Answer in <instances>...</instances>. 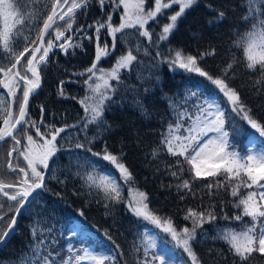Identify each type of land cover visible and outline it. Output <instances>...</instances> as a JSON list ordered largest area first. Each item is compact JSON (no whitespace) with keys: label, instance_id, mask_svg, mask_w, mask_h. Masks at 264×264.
Wrapping results in <instances>:
<instances>
[{"label":"trees","instance_id":"1","mask_svg":"<svg viewBox=\"0 0 264 264\" xmlns=\"http://www.w3.org/2000/svg\"><path fill=\"white\" fill-rule=\"evenodd\" d=\"M54 2L55 0L1 1L0 10H3L2 4H4L7 12L12 11L11 8H8V5L11 4L16 9V13L13 15L15 16L13 28L10 29L14 36L13 47L11 51L5 52L0 44V66H10V62H14L15 54L23 51L25 47L30 50L35 48L40 29L43 28V21L47 14L51 13V6ZM79 2L82 3L83 0H79ZM71 3L69 0L68 6H65L63 10H67ZM61 4H64V0H61ZM150 6H154V0H146L145 7ZM174 9L172 7L169 13H172L171 11ZM212 9H223L226 14L225 18L216 22V12ZM104 11L112 12L113 25L120 23L121 11H113L111 6H106ZM262 12H264V5H250L248 0H198L180 18L181 20L169 41L160 45L161 51L164 56L171 59H174L177 50L182 51L185 55L196 57L202 70L207 71L213 78L223 79L230 88L237 92L240 101L254 113V117L264 120V69H261L259 64L254 69L248 68L247 65L250 61L247 59V52L241 43L248 31L259 27L260 20L264 19V16L261 15ZM101 15L98 0H89L86 12L83 8H79L77 14L73 16L72 30L69 31V35L79 25L92 23ZM245 16H248L249 19H244ZM66 17V21H68L69 17ZM3 20L5 17L0 16V32L4 30ZM17 20L19 23L16 22ZM158 20L159 24L149 22V27L154 29L153 39H155V34L162 32L164 23L168 22L167 15L158 16ZM66 21L60 22V24H66ZM116 36L115 50L111 51L112 54L110 53L111 56L108 59V55L102 54L98 65L111 67L117 55L127 52H131L136 59L122 72L120 82L114 80L111 85L116 89L112 96L115 103L105 102L110 104V107L105 108L101 118L107 122L103 129L93 123L88 124L84 131H80L76 126L79 124L80 128L83 127L80 122L85 118V109L77 99L70 98L100 95L97 92L93 93L87 88V85L84 86L81 83L86 79L85 76L72 75L84 72L93 63L96 54L95 39L91 43L87 40L83 41L85 51L75 49L74 56L71 54L65 56L60 50L55 49L52 54L50 53L51 56L49 54L46 63L42 65L45 69L43 86L33 98L34 102L30 106L32 113L29 117L40 118V108L43 105L45 106L44 122L57 128L65 126V132L60 133L57 138L58 151L51 157L50 169L47 170L59 180H64L65 183H58L57 179L46 175L45 179L51 191L43 192L30 206H27V211L21 215L11 240L0 249V264H21L22 260L24 264H40V261L29 250V245L33 243L32 230L29 226L36 221L40 222L37 231L38 238L40 237V225L44 226L43 234L45 236L55 237V247L50 248L51 251L64 249L68 246L66 236L68 232L72 231L75 220H78L80 232H86L82 239L93 241L96 247L104 244V247L111 248V250L115 249V244L120 246V251L124 253L121 264H137L138 259L142 257L147 240L141 231L143 218L136 217L128 211L126 197L120 195L118 203L112 202L105 197L103 189L97 188L87 180L89 175L93 178L98 175L95 173V167H90L85 163L83 154L87 153L72 147L77 140L86 143V137L88 139L97 137L91 140L90 146L93 151L103 153L105 145H107L111 154L117 155L119 158L122 154V162L125 163L133 176L130 183L133 186H138L147 194L152 210L160 216L171 218L178 226H181V222L184 221L185 211L189 206H193L188 202L189 196L198 195L202 200L211 193V190L204 186L201 189H195L193 182L190 185L191 191L188 189L178 190L177 186L172 185L171 172L177 173L175 161L177 162L178 159L177 156L167 152L166 144L162 143V134L167 132L169 122L173 126L175 125V117L170 113L163 93L169 95L180 93L186 87L199 88L204 95L217 93V99L228 112H231L232 106L227 100V96L220 92L219 87L213 85L207 77H201L195 71L186 73L175 71V69L170 70L167 63H160L156 56V49L149 44L146 37L139 34L138 27L125 28ZM105 40L111 48L112 39L107 36L106 29H102L101 43ZM166 45H171V47ZM213 49L214 54H212ZM69 52L71 53L72 50ZM252 54L256 55L255 50ZM2 76L3 73L0 72V80ZM156 76L160 78L159 85L156 84ZM69 78L75 82H67ZM61 80L66 81L64 85L65 97L59 95ZM145 87H152L153 91L146 94ZM3 90L0 84V99H3L8 107V95ZM137 97L142 99L147 109L146 114H142L134 105L133 101ZM88 103H92V100H89ZM7 107L0 110V129L3 127L1 122ZM232 115L240 130L239 134L235 136L230 133V141L240 145L244 141H248L252 128L246 121L236 117L235 114ZM228 124L229 121L226 120L225 126L227 127ZM11 142L10 139L2 141L3 145L0 143L2 145L0 146V179L17 185L23 178V173L18 175L17 165L26 168V162L21 155L24 146L13 153L12 160H10L9 143ZM70 152L73 153L72 156L69 155ZM53 161H57L54 167ZM181 170H183L181 175L183 178L180 173L177 174L179 179H177L178 182H175L176 185L182 184L184 180H187L189 172H193L190 164L182 166ZM28 173L31 172L28 171ZM223 179L224 183L227 182L226 178ZM228 187L231 188V186ZM52 192H61L62 197L54 196ZM74 192L78 194H74ZM181 194L183 199H181ZM220 199L221 197L215 196L212 207L217 206L220 214L227 215L228 219L225 221L232 222L234 214L237 211L241 212L239 209L242 208L236 206L238 205L236 199L226 206L220 205ZM7 202L11 201L0 194V204L5 205ZM105 202L109 204L108 208L104 206ZM186 202L189 204L188 207ZM232 207L234 211L230 210ZM236 208L239 209L236 210ZM13 210L15 212L14 208ZM13 210H9L8 207L1 209L8 216ZM238 215L242 216V219L237 221L238 223L251 218L244 216L243 213ZM5 218L7 219V216ZM48 228L52 229L50 233ZM105 232L111 235L115 244L106 237ZM202 242L204 244H201L200 248L195 247L200 253H204L206 248L209 249V244H205L204 240ZM45 254L46 252L43 250L40 253L41 256ZM239 261L240 258L237 257L235 263L238 264ZM222 263L226 264L225 261ZM244 263L264 264V255L253 252L248 261ZM105 264H113V262L106 260Z\"/></svg>","mask_w":264,"mask_h":264},{"label":"snow or ice","instance_id":"2","mask_svg":"<svg viewBox=\"0 0 264 264\" xmlns=\"http://www.w3.org/2000/svg\"><path fill=\"white\" fill-rule=\"evenodd\" d=\"M145 2L146 0H136L134 9L130 13L128 0H98V5L102 14L101 17L96 18L92 23L79 25L72 35L65 38L63 43L56 45L63 55H69L70 48L72 49L71 54L74 55L75 49L85 51L83 41L87 40L91 43L93 39H95L96 54L93 63L90 67L86 68L84 72L73 73L72 75H87V79H85L83 83L88 85L93 93H96L101 88V85L97 83L93 86L90 81L94 76H97V73H100L97 78L103 79L106 91L100 93V95L96 97H70L72 99H77L84 107L86 113L84 120L80 122L83 124V127L80 128L79 124L76 127H78L80 131H84L88 124L96 123L101 129L104 128L107 122L101 118L105 108L110 107V104H106L105 102L111 101L112 103H115V101L112 100V96L115 94L116 89L110 86L108 81L111 79L120 82L119 70L121 68H128L131 62L136 59V57L129 52L126 56L118 58L117 63L109 73L105 74V70L102 67L98 68V63L102 58V54L104 56L110 54L107 40L101 43L102 29H106L107 36L111 37V50L114 51L117 41L116 34L122 32L125 28L138 26L139 34L146 37L149 44L156 49V56L159 58L160 63H167L170 70L178 66L189 72L195 71L201 77H207L213 85L219 87L220 92H223L227 96V100L232 106L231 112H228L221 103L217 102L216 98L204 95L199 88L192 89L186 87L182 92L172 95L163 93L167 100L169 111L175 117V125L173 126V124L169 122L167 132L162 134V143L166 144L167 152L173 156H185V154L189 152V149H191L190 154L185 156V158L192 164V168L195 171L194 178L216 177L221 174V170L223 173L228 174L229 178L233 175L238 177L240 176V173L243 172L247 177V180L250 181V183L243 182L244 186L249 189L255 186L258 191L249 192L245 198L240 199L239 204L236 206L239 207L240 205H243V215L251 217L253 221H257L259 218L264 217V191H259L260 189H264V183H261L264 181V150L254 153L250 148L248 154L243 156L235 150V146L230 142V133L235 136L239 134L240 130L238 123L232 114H235L236 117L246 121L252 129L259 133V137H264V120L255 118L254 113L247 109L240 101L237 92L230 88L223 79L213 78L207 71L196 66V57L188 55L182 58L180 51L176 52L174 59L163 55L160 45L169 41L171 34L177 27L178 19L183 16L186 9H191L198 0H154V6L148 8L145 7ZM67 3L68 0H64V4ZM248 3L250 5H264V0H248ZM174 5H179L178 11L174 14L164 13L163 10L171 9ZM88 6L89 0H83L80 4L73 0L71 6L64 11L61 0H55L51 6V13L47 14L46 19L43 21V28L40 29L39 32L41 47H43L44 35L47 33L48 29L52 27L53 23L56 22L57 18L60 21H64L65 17L68 16L69 20L66 21L67 27L65 30L71 31V21L75 15L74 10L83 8L86 12ZM106 6H111L113 10L119 9L123 6L124 12L121 15L122 22L119 26L113 25L112 12L104 11ZM8 8H11L12 11L2 13L5 16V25L4 30L0 32V44H2L5 52L11 51L13 47L12 42L14 40V36L7 23V18L16 13V9L13 8L11 4L8 5ZM58 8L60 9L59 11ZM212 10L216 12V22L225 18L226 14L223 9ZM160 15H167L170 22L164 23L162 32L155 34V39H153L154 29L149 27V22L152 21L155 24H159L158 16ZM261 15L264 16V12H262ZM244 19H249V17L245 16ZM16 22L19 23V20ZM65 30H61L59 27L56 29L57 40L65 37ZM241 43L245 47L247 59L250 61L247 65L248 68L254 69L255 66L259 64L261 69H264V19L260 20V25L257 29L246 33L245 37L242 38ZM166 46L171 47V45ZM53 47L54 44L52 40H49L47 42V47H44L43 53L39 57V61H46V58L49 56V52ZM253 50H255L256 55L252 54ZM28 51L29 48L25 47L23 51L15 54L14 62H10V66H0V72H2L6 78L5 80H0V84H3V86L8 89L11 96L15 97L16 92L14 89L20 87L18 82L13 83L14 77H18L19 80H22L24 86L22 98L16 100L18 116L15 119H12L11 112H8V117L4 119V124L9 127L7 129H0V140H3L4 135L6 134L15 140L17 145H20V136L23 134L26 136L29 145H32L35 143L33 135L28 134V126L31 125L35 128L34 135L40 137V139L43 140V144L39 146L38 154L28 155L21 153V155L24 156V160L27 161V168L31 170V175L29 176L25 167L17 165V168L19 169L18 175L19 173H23V178L20 180L22 189L15 192L3 191L0 193L4 197H7L8 201L14 202L13 204L7 205V207L15 209L14 214L10 216L5 212L0 211V221L5 225L4 227H0V247L6 245L11 240L14 226L17 224V216L22 215L21 210L23 209L27 211L26 205L30 206L31 203L34 202L38 196L42 195L43 192L51 191L45 179L46 175L50 178L57 179L58 183H65L64 180H59L57 177L53 176L51 172L47 171L50 169V158L57 152V136H59L60 133L65 132V128H56L51 133V138L45 139V137L49 135V133L41 131V127L44 126L43 116L45 106L41 105L40 108V124H37L36 121L32 120L27 111L30 94H33L34 90L40 87L41 76L37 68L33 65V61L36 60V53L40 51V48L38 47L32 50V58L27 59L26 61L27 71L31 72L34 79H30L25 73L19 71L13 72V69L20 64L21 59L24 58L25 53ZM212 54H214V49L212 50ZM67 82L75 81H72L71 78H69ZM65 83V80L59 82V95L62 97L66 96L64 91ZM159 83L160 78L159 76H156V84L159 85ZM151 91H153L152 87L144 88L146 94ZM89 100H92V103H88ZM133 103L142 114L147 113V109L141 98L137 97L134 99ZM6 107V102L3 99H0V110L5 109ZM226 120L229 121L227 127L225 126ZM17 125H21L18 130ZM181 129H183V133H185L184 135L179 134ZM14 131L16 133L15 135ZM96 138L97 137H92L91 139H88L86 137V143L77 140L72 147H74V149L82 150L85 153H91V157H101L104 161H110L120 171V179H123L125 183L133 180L132 173L129 171L128 167H126L125 163L122 162V154L120 158H118L117 155L111 154L107 149V145H105L103 153L93 151L90 144L91 140ZM61 139H63V137H61ZM69 155L72 156L73 153L70 152ZM197 160H199L200 163H197ZM56 163L57 161L52 162L53 167ZM85 163L90 167L102 169V166L96 161L91 160L90 157H85ZM177 163H179V161H177ZM41 168L43 170H41ZM77 175H79V173H77ZM171 175L177 177L176 172H172ZM87 180L91 181L97 188L103 189L104 195L108 200L116 203L119 202L120 186L117 183V178H115L114 174L111 178L104 174H100L96 178L89 175ZM216 183L220 184L221 182L217 181ZM213 186V183L206 185L209 189ZM3 187H11V185H0V188ZM238 187L239 185L236 186V188ZM177 188L178 190H192L190 188V181L188 180H184L182 184H178ZM236 188L233 189V196L237 195ZM74 194L78 193L74 192ZM52 195L62 197L61 192H52ZM140 195L142 200L135 206L129 205L128 211L134 216L142 217L145 221H148L149 223L156 225V227L161 228L164 232L169 233L172 240L176 241V245L182 248L183 252L190 258L192 264H199L198 257L190 242L196 239L197 229L202 228L203 224L206 222L214 221L216 215L212 212L201 211L198 213L189 209L187 215L184 216V219L191 220L192 227H184L182 234H178L173 227L171 218H165L162 220L152 211H149V205L146 202L148 201L147 195L143 192H141ZM29 197H31V200ZM183 198L184 197L182 196L181 199ZM104 206L108 208L109 204L105 202ZM4 207V204H0V209H3ZM81 215H83L82 212ZM6 216L7 219L5 218ZM224 219H228L227 215H225ZM234 219L240 221L242 216L236 215ZM39 224L40 222L36 221L29 226L33 235V243L29 245V250L35 255L36 259L40 261V264H81V262L86 260L90 261L91 264H105L106 260L112 261L113 264H121V261L124 259V253L120 251V246L115 244V241L112 240V237L108 232H105L106 237L109 240H112V243L115 244V249H113L108 255L101 256L93 253L88 248L80 249L73 245H68L64 249L51 251L49 249L55 247V237L45 236L43 234L44 226L40 225V237L38 238L37 231ZM47 230L49 233L52 231L51 228H48ZM77 231V228L73 227L72 237L77 234ZM222 238L230 242L231 247L234 250V255L240 258L241 264L247 262L253 252H259L261 255H264V224L260 226L258 235L256 234L255 226H253L246 228V230L242 231L240 234L225 231ZM69 239H71V237H69ZM156 249L157 244L155 236L148 235L144 245L143 255L138 259L137 264H157V262H159V264H185V261L182 258L174 261L167 260L166 256L156 251ZM42 250L46 252L43 256L40 255ZM21 264H24L23 260L21 261Z\"/></svg>","mask_w":264,"mask_h":264},{"label":"rangeland","instance_id":"3","mask_svg":"<svg viewBox=\"0 0 264 264\" xmlns=\"http://www.w3.org/2000/svg\"><path fill=\"white\" fill-rule=\"evenodd\" d=\"M1 1L2 0H0V3H1ZM68 2H69V0H68ZM71 2L73 3V0H71ZM75 2L80 4L79 0H75ZM128 3H129V12L131 13L133 11V9H134L136 0H128ZM2 5H3V10L2 9L0 10V16H4L2 13L6 12V10H5L6 8H4V4H2ZM63 5H64L63 6V8H64L65 6H68V3L67 4H63ZM173 8H175V9L171 11L172 12L171 14H174L176 11L179 10V5H174ZM64 11H66V10H64ZM113 11H116V12L117 11H121L123 13L124 12V8H123V6H121L119 9H116V10H113ZM163 11L166 14V13L170 12V9H166V10H163ZM74 12H75V14H77V9H75ZM14 18H15V16H10L9 18H7V23L9 25L10 29H11L12 25L15 22V21H13ZM66 20H67V17H66V19L64 21H60L57 18L56 22L53 23L52 27L50 29H48V31H47V33L45 35L46 38H45L43 47H41V51L39 52L38 56L36 57L35 62L33 63V65L39 71L41 79H42V85L39 88L38 92H40V89L43 86V80H44L43 79V75H44L45 69L43 68L42 65L46 63L47 58H48V57L46 58V61H39V57L42 55L44 47H47V42L49 40H52V42L54 44V47H55L56 44H60L61 42L63 43L65 38L67 36H69V31L65 30L67 25L66 24H60V22L63 23ZM180 20L181 19L179 18L177 24L179 23ZM167 21L170 22L169 19ZM121 22L122 21L120 20V23ZM168 22H166V23H168ZM119 24H116V25L114 24V26H119ZM4 25H5V20H3V24H2L3 29H4ZM58 27L61 30H65V37H62L60 40L56 39V29ZM136 27H138V26H136ZM132 28H135V27H132ZM129 29H131V28H129ZM74 32H75V30H74ZM72 33L73 32H70V35H72ZM39 41H40V39H38L37 44L35 45L34 49H36L37 45H39ZM69 50H72V49L70 48ZM177 51H179V50H177ZM28 52H29V54H28ZM28 52L25 53V56L23 58L24 60L21 59L22 61H20V64H18L16 66V68L13 69V72L19 71L21 73H25L30 79H34L32 77L31 72L27 71L26 61H27V59H31L32 50L29 49ZM176 52H175V54H176ZM180 52H181L182 58L188 56V54L185 55V53H183L182 51H180ZM49 54H50V52H49ZM111 54L108 55L107 59L111 56ZM127 54H128V52L127 53H122L120 55H117L115 57L114 63L111 65V67H104L102 65L101 66L98 65V68L102 67L105 70V74H107V73H109L112 70L114 65L117 63L118 58L121 57V56H126ZM175 54H174V58H175ZM71 55L74 56L73 54H71ZM94 59H95V57H94ZM94 59H93V61H94ZM90 66H91V64H90ZM196 66L199 67L198 61H197V65ZM174 69H175V71L178 70V71H181V72L183 71V72H186V73L189 72L186 69L179 68L178 66H176ZM125 70H126V68H121L119 70V77L121 76L122 72L125 71ZM99 75H100V73H97V76H94L92 78V80L90 81V83L93 82V83H91L93 86H95V83L96 84L99 83L101 85V88L99 89L97 94H100V93L106 91V89L104 87L103 79H98L97 78ZM85 77L87 79V75H85ZM5 79L6 78H5L4 74H3L1 80H5ZM16 82L19 83L20 87L14 89V91L16 92V96L15 97L11 96L9 94V92H8V89L5 88L3 86V84H1L2 85V89H4L3 91L6 92L7 95H8V98H7L8 99L7 100L8 107H7V110H6V114H4V116H3L4 119L7 117L8 112H12L11 113L12 114V119H15L18 116V108H17V105H16V100L22 98V91H23V87L24 86H23V81L19 80L18 77H14L13 78V83H16ZM108 82H109V85L111 86L112 83L114 82V80L109 79ZM81 83H83V82L81 81ZM83 85L85 86L84 83H83ZM87 88L90 89L88 87V85H87ZM206 96H209V97L217 99L218 94L217 93H209V94H206ZM32 102H34V101H33V98L31 97L29 105H28V109H27L28 115H30V113H32V112H30V106H31ZM217 102L220 103L219 99H217ZM4 119L1 122V124H3ZM31 119L36 121L37 124H40V122H41V117L40 118L39 117L38 118L31 117ZM8 127H9L8 125H5L4 128L7 129ZM18 127L20 128L21 125H19ZM28 128H29L28 134H32L33 135V140H34L35 143L32 144V145H29L26 136L21 134V136H20L21 144L20 145L24 146V150L22 152L24 154H28V152L30 150H33L34 153L36 154L37 153L36 149H38L39 146L43 144V140H41L40 137L34 135V133H35V128L34 127L29 125ZM56 128L57 127L52 126L50 123L44 122V126L41 127V131L49 133V135H47L46 137H47V139H50L51 138V133ZM60 128H61V126H60ZM63 128H65V126H63ZM251 130H252V132H251V135H250L248 141H244L243 144L242 143L240 145L239 144H233L230 141L235 146V150H237L243 156H246L248 154V150L250 148L252 149V151L254 153H258L261 150H264V137H259V133H257L254 129H251ZM179 134H181V135L185 134V133H183V129H181ZM10 139L12 140V142L9 143V145H10L9 152H10V150H13V149L16 150V149H18V147H20V145H17L15 143V140H13L12 138H7L4 141L10 140ZM0 143L3 145L2 142H0ZM2 145H0V146H2ZM56 147H57V151H58L57 143H56ZM190 152H191V149H189V152L186 153L185 156L189 155ZM89 154L90 153H87L86 155L83 154V158L85 159V157H90L91 160L96 161L99 165L102 166V169L95 167V169H96L95 173L98 176L100 174H104V175H108L111 178L113 176V174H114L115 178H117V183L120 186V195H123L124 197L127 198L128 206L129 205L135 206L138 202H140L142 200V197H141L140 193L141 192L145 193V192L142 189L138 188V186H133L130 183V181L125 183L123 179H120V171L116 168V166L114 164H112L110 161H104L101 157H91V155H89ZM185 156H177V159H178L177 161H179V163H177L175 161V163L177 164L175 166V167H177V174L180 173V176L183 174V170H181L182 166H184V165L186 166V164H190L191 169H193L192 168V164L188 162V160L185 158ZM76 159L77 158H75V160ZM50 160H51V158H50ZM197 163H200V161L197 160ZM38 167H40V166H38ZM26 170L28 171L27 165H26ZM41 170H43V169L41 168ZM178 170H180V171H178ZM29 171L31 172V170H29ZM30 175H31V173H30ZM181 177L183 178V176H181ZM194 177H195V171L193 169L192 173L189 172L187 180L190 181V185H192V182L194 183L193 187L195 189H201V187H203V186L206 187V185H208L209 183H213L214 186L211 189L206 187V189L211 190V193L206 195L204 197V199H202V200L199 199L198 195H195V196L194 195L193 196L190 195L188 202L192 203L193 206H189V204L186 202L187 207L188 206L189 207L185 211L186 213L184 214V216L187 215L189 209H192L193 211H196L198 213L201 212V211L212 212V213H214L216 215V219L214 221L206 222V223L203 224L202 228L197 229L196 239L194 241L190 242L192 247H193L194 252L196 253V255L198 257L199 264H223L222 263L223 261H225L226 264H234V262H236V260H237V257L234 255V250L232 249L230 242L228 240H225V239L222 238L223 233L225 231H227L229 233L240 234L242 231L246 230V228L255 226L256 234L258 235L260 226L262 224H264V217L259 218L257 221H253L252 218H249L248 220L247 219L242 220L240 223H238L234 218L231 219L232 222L225 221V219H224L225 214H220L219 211H218V207L217 206L212 207V204L215 201V196L221 197L220 205H225L226 206V204H228L229 202H231L234 199H236L237 203L239 204L240 199L245 198L249 192L258 191V190L256 189L255 186L253 188H251V189H249V188L244 186L243 182L250 183V181L247 180V177L243 174V172L240 173V176L237 177V176L233 175V176H231V178H229L228 174L223 173L222 170H221V174L217 175L216 177H207V178H194ZM223 178H226L227 182L229 181L228 185H227V182L224 183V179ZM177 179H179L178 176L177 177L172 176V181H173L172 185L173 186L175 185V187L178 185V184L177 185L175 184V182H178ZM217 181H219L221 183L217 184L216 183ZM0 182L3 185H5V186H7V185H11L12 187L14 186L13 188L3 187L4 191L15 192V191L21 190L19 188V186L21 184H19L17 182H14V183H17V185H13L9 181H8L9 183L8 182H4L1 179H0ZM261 183H264V181H262ZM237 185H239L238 188H236ZM228 186H231V188H229ZM234 188H236V190H237V195L236 196L232 195V192H233ZM243 189H245V190H243ZM259 191H264V189H260ZM221 192L223 194V198H222ZM0 193H1V191H0ZM182 193H183V191H182ZM181 196H183V195L181 194ZM146 202L148 203V201H146ZM13 203L14 202H12V201L10 203L7 202V203H5V207H7V205H10V204H13ZM148 205H149V203H148ZM27 206L28 205H26V208H27ZM239 208H242V209H239ZM239 208H236V210L239 209V210H241V212L237 211L236 214H234V217L236 215H238V214L243 213V205H240ZM152 209L153 208H151L149 206L148 210L153 212L154 210H152ZM9 210H10V208H9ZM12 210H13V208H12ZM230 210L234 211L233 207ZM0 211H1V209H0ZM24 212H25V210L23 211V213ZM23 213H22V215H23ZM153 213L155 215H157L159 218H161L162 220L167 218V217H163L162 215L160 216V214L156 213L155 211ZM12 214H14V210L12 211L11 215ZM181 223H182V225L178 226L176 223H174L172 221L173 227L176 229L178 234H182V230H183L184 227H189V228L192 227L191 220H185L184 219V221L181 222ZM78 224H80V222L78 220H75V223L73 224V227L77 228V230H78L77 234L74 237H72V231H70V232H68V234L66 236L67 240H68V245H73L76 248H80V249L88 248L93 253H96V254L101 255V256L108 255L112 251L111 248L104 247V244L100 245V247H96L95 243H93V241H89V240L86 241V240L82 239L83 236L86 234V232L85 231H81L80 232V228H79ZM141 225H142V232L146 236V239H147L148 235L155 236V240H156V244H157L156 251H158L159 253L164 254L166 256L167 260L174 261L176 259L182 258L185 261V264H192L190 258L187 256L186 253L183 252L182 248H180V247H178L176 245V241L172 240V237H171V235L169 233L164 232L161 228L156 227V225L151 224L148 221H145L144 219H143V222H142ZM4 226L5 225L3 224V222L0 221V227H4ZM69 237H71V239H69ZM202 240H204L205 244H209V249L206 248L204 253L203 252H201V253L198 252V250H196V248H195V247L200 248L201 244H204L202 242ZM224 247H226V248H224ZM81 264H91V262L86 260V261L81 262ZM157 264H159V262H157ZM238 264H241V261H239ZM244 264H246V263H244Z\"/></svg>","mask_w":264,"mask_h":264},{"label":"water","instance_id":"4","mask_svg":"<svg viewBox=\"0 0 264 264\" xmlns=\"http://www.w3.org/2000/svg\"><path fill=\"white\" fill-rule=\"evenodd\" d=\"M45 35H46V34H45ZM45 35H44V38H43V44H44V41H45V38H46ZM38 47L40 48V51H41V40L39 41V45H37V48H38ZM40 51H39V52H40ZM39 52L36 53V57L38 56ZM31 58H32V56H31ZM34 62H35V60L33 61V63H34ZM41 85H42V79L40 80V87H41ZM40 87H39V88H40ZM39 88L35 89L33 94H30L29 102H30L31 97H32L33 95H35V94L39 91ZM7 117H8V115H7ZM7 117H6V118H7ZM3 124H4V123H3ZM18 126H19V125H17V129L19 128ZM14 133H15V131H14ZM14 135H15V134H14ZM7 138H11V137H9V136H7V135L5 134L3 140H0V142L6 140ZM45 178H46V176H45ZM0 185H3V184L0 182ZM19 188H22V186L20 185ZM0 191L3 192L4 189H3V188H0ZM29 199H31V197H29ZM23 211H24V210L22 209L21 212L23 213ZM20 217H21V215H18V216H17V224L14 226V230L17 228V225H18V223H19V221H20V220H19ZM14 232H15V231H14ZM2 247H3V246H2ZM0 249H1V247H0Z\"/></svg>","mask_w":264,"mask_h":264},{"label":"bare ground","instance_id":"5","mask_svg":"<svg viewBox=\"0 0 264 264\" xmlns=\"http://www.w3.org/2000/svg\"><path fill=\"white\" fill-rule=\"evenodd\" d=\"M59 10H60V9L58 8V11H59ZM55 49L60 50L58 47H53V49L50 50V53L52 54V53L54 52ZM51 54H50V56H51ZM47 59H48V58H47ZM34 96H36V94L33 95L32 98H34ZM11 113H12V112H11ZM4 127H5V124H3V127H2L1 129H5ZM20 146H21V145H20ZM20 149H21V148H20ZM13 187H14V186H13ZM20 189H21V188H20ZM13 233H14V232H13ZM13 233H12V234H13ZM4 246H5V245H4Z\"/></svg>","mask_w":264,"mask_h":264},{"label":"flooded vegetation","instance_id":"6","mask_svg":"<svg viewBox=\"0 0 264 264\" xmlns=\"http://www.w3.org/2000/svg\"><path fill=\"white\" fill-rule=\"evenodd\" d=\"M56 45H58V44H56ZM55 47H56V46H55ZM54 51H55V50H54ZM48 58H49V57H48ZM45 139H47V137H45ZM36 151H37V154H38L39 149L36 150ZM29 153H30L31 155H34L33 152H31V151H30ZM26 164H27V162H26Z\"/></svg>","mask_w":264,"mask_h":264}]
</instances>
